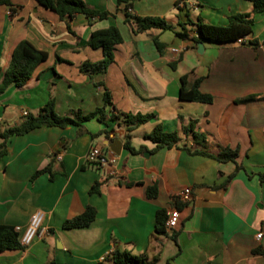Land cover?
Listing matches in <instances>:
<instances>
[{
    "label": "crops",
    "instance_id": "obj_1",
    "mask_svg": "<svg viewBox=\"0 0 264 264\" xmlns=\"http://www.w3.org/2000/svg\"><path fill=\"white\" fill-rule=\"evenodd\" d=\"M83 2L109 16L77 13L60 20L36 0L0 5V81L20 41L47 54L23 86L11 84L0 94V125L20 124L23 112L36 115L51 98L54 111L64 116L102 107L105 91L111 101L104 122L90 118L81 126H45L8 139L0 159V224L24 228L37 210L43 217L33 241L0 252V264H98L115 247L147 257L159 251L154 264H264V11L254 13L249 0ZM127 2L129 14L160 17L171 28L133 33L125 21ZM238 13L252 17L250 34L223 43L199 37L198 22L225 26ZM109 26L117 27L122 37L113 61L104 72L82 70L81 65L103 57L101 48L87 45L90 33ZM184 31L199 38L201 50L177 35ZM154 36L163 44L162 53ZM182 77L185 88L199 78V90L211 95L212 102L181 100ZM249 96L255 99L241 102ZM125 113L153 114L130 132L134 147L153 148L143 135L157 124L167 132L178 131L179 143L129 153L124 148ZM190 121L206 135L208 152L237 149L235 161L182 149L184 143L193 144L191 135L181 133ZM91 146L114 162L87 165ZM46 166L49 170L31 179ZM95 183L98 194L90 193ZM153 184L157 195L148 198L146 188ZM183 188H189V196L178 200L184 206L173 228L176 242L158 238L159 246L150 237L155 212L164 208L168 213ZM87 206L95 209L91 224L62 226Z\"/></svg>",
    "mask_w": 264,
    "mask_h": 264
},
{
    "label": "trees",
    "instance_id": "obj_2",
    "mask_svg": "<svg viewBox=\"0 0 264 264\" xmlns=\"http://www.w3.org/2000/svg\"><path fill=\"white\" fill-rule=\"evenodd\" d=\"M40 5L52 10L57 14L60 20L66 18H72L75 14L81 13L89 18L103 19L107 18L109 14L107 12H100L93 9H89L83 0H36ZM126 2L127 0H118L119 3ZM253 4V12L264 11V0H249ZM10 0H0V5L10 6ZM130 2L125 5V21L130 26L133 33H139L151 28L159 30H168L171 26L160 17H139L133 16L127 12ZM253 19L248 13H238L228 17V23L225 26L210 25L198 22L196 29L199 37L208 39L211 41L223 43L236 41L240 37H244L250 34L252 31ZM183 39L194 42H199L197 37H189L186 31L177 33ZM152 40L157 50L162 53L163 44L158 40L156 36L152 37ZM122 42V37L115 26H109L105 29L95 30L90 33L87 40V45L91 48H101L103 57L101 60L95 63H85L81 65V69L88 73L104 72L107 66L113 61V54L115 46ZM254 43V42H250ZM47 58V54L44 51L35 49L27 40L20 41L13 49L7 68L2 73V79L0 81V94L9 85H15L17 87L23 86L31 77V74L37 64L43 62ZM1 74V68H0ZM184 77L181 78L183 85L180 88L179 98L185 101H196L202 103H211L213 98L209 94L202 93L198 86L200 79H194L190 88L184 87ZM255 96H249L241 100V102H247L254 100ZM103 106L95 108L93 111L86 115H81L78 111L73 112L72 116L58 115L54 111V101L49 99L38 111L36 115L27 114L23 116L22 121L18 125H0V159L7 153V142L11 136L24 135L34 129L41 127H59L64 128L68 125L81 126L83 122L90 118H97L98 121L104 122L105 120V106L111 104L110 95L107 91L103 94ZM123 121L126 126V140L124 142V148L131 154H139L144 151H156L160 148H170L177 146L180 141V135L178 131L167 132L163 130L160 124L154 126V128L143 135L144 139L151 141L154 146L148 150L145 146L134 147L130 142V132L140 124L145 123L153 117V114H141V113H125L122 114ZM116 120L119 117L111 116ZM181 133L184 136L191 135L193 140L192 145L184 143L181 148L184 149L190 155H202L213 158L220 162L235 161L238 151L237 149H230L227 147H220L216 153H210L207 151V137L204 133L198 131L195 128V122L190 121L186 125H182ZM238 169V168H237ZM49 170L46 166L44 169L36 171L31 179H34L42 171ZM230 176L228 177V179ZM264 179V175L260 176V180ZM90 193H99V183H95ZM157 195V187L155 184L146 188V196L148 198H154ZM173 206L177 210H181L184 203H180L177 199H173ZM95 218V209L92 206H87L82 213L76 215L71 219H67L63 222L64 228H82L87 227ZM167 211L164 208L158 209L155 212L154 228L150 234V237L154 240L157 239V243L160 246L161 241L158 238H171L176 242L177 234L173 232V229L169 230L166 226ZM169 232H171L169 234ZM22 246L19 242V235L14 231V227L9 225L0 224V252L6 250L21 249ZM159 257V251L153 256L147 257L146 254H136L127 249H119L115 247L108 252L98 264H154Z\"/></svg>",
    "mask_w": 264,
    "mask_h": 264
},
{
    "label": "built area",
    "instance_id": "obj_3",
    "mask_svg": "<svg viewBox=\"0 0 264 264\" xmlns=\"http://www.w3.org/2000/svg\"><path fill=\"white\" fill-rule=\"evenodd\" d=\"M129 11V9H128ZM189 37H192L189 35ZM173 51H178V49H172ZM23 115H26V112H23ZM114 162V157L108 156L101 148L97 146H91L85 155V163L91 167H103L109 163ZM189 196V188H183L177 192L175 198L179 201H185ZM43 214L41 211H35L30 219L28 224L22 228L20 226H15L14 231L19 235V242L22 246H28L37 235V230L41 224ZM179 221V211L172 207L167 213L166 226L167 229L171 230L177 226ZM261 233H257L256 238L259 239Z\"/></svg>",
    "mask_w": 264,
    "mask_h": 264
},
{
    "label": "water",
    "instance_id": "obj_4",
    "mask_svg": "<svg viewBox=\"0 0 264 264\" xmlns=\"http://www.w3.org/2000/svg\"><path fill=\"white\" fill-rule=\"evenodd\" d=\"M197 47H198L199 50H201V49H202V45H201V43H198V44H197ZM199 52H201V51H199ZM146 154H147V153H146Z\"/></svg>",
    "mask_w": 264,
    "mask_h": 264
}]
</instances>
